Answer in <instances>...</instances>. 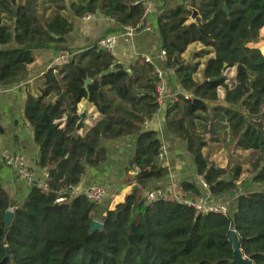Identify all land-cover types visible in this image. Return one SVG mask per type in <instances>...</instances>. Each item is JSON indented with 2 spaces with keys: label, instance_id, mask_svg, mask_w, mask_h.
I'll list each match as a JSON object with an SVG mask.
<instances>
[{
  "label": "trees",
  "instance_id": "obj_1",
  "mask_svg": "<svg viewBox=\"0 0 264 264\" xmlns=\"http://www.w3.org/2000/svg\"><path fill=\"white\" fill-rule=\"evenodd\" d=\"M158 2L156 29L165 53L164 67L175 73L190 95L178 96L169 104L166 130L186 144L197 175L212 196L235 191L244 174L240 164L230 171L209 164L205 150L217 147L219 151L226 143L256 154L253 181L264 184V53L260 44L264 0H181L174 6ZM145 3L0 0V85L24 73L35 51L64 44V36L73 30V18L101 17L121 31H137L145 21ZM189 9L198 13L195 23H190ZM114 65L112 55L95 44L70 55L60 68L47 71L38 95L28 96L25 117L33 128L38 166L46 178L30 186L19 203L0 186V264H233L226 239L230 229L236 232L242 256L252 264H264V188L240 195L232 217L197 215L162 201L144 202L140 190L166 176L157 166L161 147L157 134L143 128L160 109L156 88L161 80L141 58L129 73L106 74ZM228 71L233 72L229 80ZM87 79L91 84L85 87ZM62 94L69 111L59 100ZM82 100L99 115L87 129L77 115ZM221 101L226 107L214 106L208 112L206 103ZM209 114L210 118L201 116ZM80 131L85 133L79 135ZM131 136H136V143L129 171L137 168L139 173L128 182L139 190L98 218L96 204L83 195L70 197L69 192L80 183L86 166L95 169L105 163L106 151L100 142ZM60 192L64 195L59 196ZM182 192L202 200L192 184H183ZM58 197L65 201L55 204ZM8 212L12 214L9 224ZM94 221L102 225L101 230L90 229Z\"/></svg>",
  "mask_w": 264,
  "mask_h": 264
},
{
  "label": "crops",
  "instance_id": "obj_2",
  "mask_svg": "<svg viewBox=\"0 0 264 264\" xmlns=\"http://www.w3.org/2000/svg\"><path fill=\"white\" fill-rule=\"evenodd\" d=\"M144 1L152 2L156 9L160 6L158 0ZM165 1L171 3V0ZM177 3H181V0H177ZM73 23V30L64 36V44L53 46L52 50L35 51L34 61L24 73L0 85V154L11 153L21 156L33 174L34 181L44 182L45 171L38 170L39 149L34 142V131L25 117L27 98L38 95L47 71L60 68L63 65L60 62L61 56L69 58L70 55L80 53L98 44L106 37L116 36V45L112 55L115 65L121 66V70H129L136 60L144 59L154 67L164 86L162 100L159 104L160 109L143 128L144 131L155 132L161 147L165 150V156L162 161L157 163V166L166 171V176L160 181L149 182L143 190H140L141 197L144 198V195L150 191L162 189L176 196L192 198L190 194L182 192V185L188 183L197 188L202 200L216 204L227 202L229 199L227 195L214 197L208 190L201 187L202 178L197 175L194 159L187 152L186 144L165 128L169 104L175 101L178 96L189 98L190 95L182 89L175 73L165 69L164 62L160 59L156 10L151 12L147 18V23L152 31L137 34L127 42L123 41L119 35L123 30L121 31L118 25L108 19L96 16H91L89 20L73 18ZM9 47L11 48L13 45L5 47V49H9ZM58 48L74 53L57 51ZM232 75L233 72H231ZM220 95L222 100L223 93L220 92ZM220 106L226 107L222 101ZM84 110L85 119L82 123L87 129L92 127L99 115L90 103L82 100L77 106V115L80 116ZM84 133V131H80L79 135ZM135 143L136 136L120 138L111 143L100 142V147L106 151L105 163L95 169L86 166L80 183L69 192L70 197L83 195L84 191L92 186L105 188L108 194L114 198H107L97 205L98 218L103 217L107 211L113 210L117 204L122 203L128 197L127 192L133 186H137L135 183L128 182L129 178L134 177L129 171V162L134 153ZM0 186L12 201L19 203L28 195L31 185H27L17 178L14 172L6 168L0 159ZM138 190L137 186L136 191Z\"/></svg>",
  "mask_w": 264,
  "mask_h": 264
},
{
  "label": "built area",
  "instance_id": "obj_3",
  "mask_svg": "<svg viewBox=\"0 0 264 264\" xmlns=\"http://www.w3.org/2000/svg\"><path fill=\"white\" fill-rule=\"evenodd\" d=\"M156 8L152 2H146L145 3V10H144V24L138 28L137 31H133L132 29H123V32L119 35L123 39V41L127 42L132 38L133 36L137 34H141L144 32H151L152 29L150 25L147 23V18L151 14V12H155ZM91 16L84 17L85 20H89ZM116 36H109L101 40L97 45L100 50H103L104 52L113 55L114 54V48L116 45ZM161 61L165 62V53L161 52ZM60 62L63 64H66L68 62V58L66 56L60 57ZM157 73V72H156ZM158 76V74H157ZM159 78V76H158ZM157 91V102L160 104L162 100V94L164 92V86L160 82L159 85H157L156 88ZM165 156V150L163 147H160L159 153L157 155V163L162 161ZM0 159L3 163V165L12 170L17 178L24 181L27 185H31L34 182L33 174L31 171L27 168L26 163L24 159L21 156H18L16 154L11 153H1ZM139 173V170L137 168H133L131 171V174L133 176H136ZM200 185L203 189L208 190V186L205 184L204 180L201 179ZM40 187L43 190H46L45 185H40ZM59 196L64 195V192H60L58 194ZM83 196L86 201L92 204L98 205L103 200L110 198L113 199L114 197L108 194V191L103 187H97L92 186L87 188ZM144 202L146 204H150L152 202L156 201H162L165 203H170L176 206L185 207L187 209H191L195 212L197 215H228L229 213V206L226 203H210L205 200H194L192 198L187 197H180L176 196L170 193L165 192L162 189H157L150 191L144 195ZM65 200L62 197H58L55 199V204H61Z\"/></svg>",
  "mask_w": 264,
  "mask_h": 264
},
{
  "label": "rangeland",
  "instance_id": "obj_4",
  "mask_svg": "<svg viewBox=\"0 0 264 264\" xmlns=\"http://www.w3.org/2000/svg\"><path fill=\"white\" fill-rule=\"evenodd\" d=\"M177 0H171L170 5L174 6ZM184 2V0H182ZM167 2V1H165ZM260 44H261V51L264 53V30L261 32L260 36ZM193 52V51H192ZM190 55V54H189ZM204 63V60L202 61ZM226 76L229 79H231V71L226 72ZM196 80L199 81V77L196 76ZM219 91V95H220ZM189 96V95H188ZM221 97V95H220ZM220 106V102L216 104H210L206 103L205 106L208 109V112L210 109L214 106ZM204 117L210 118L209 115H201ZM208 140V137H206ZM217 147H210L207 150H205V155L207 157V160L210 165L220 168V169H226L227 171H230L235 165L240 164L241 169L244 172V174L241 176L237 183V188L235 191L226 194L228 196V201L225 202L229 206V213L228 215L230 217L233 216V213L236 209V199L239 195H244L251 192H258L261 191L264 188V184L256 183L253 181L254 174H252L253 165L257 161V156L254 153L250 152H242L239 150H236L233 144L226 143L222 149L217 151ZM226 179V178H225ZM235 203V204H234Z\"/></svg>",
  "mask_w": 264,
  "mask_h": 264
},
{
  "label": "water",
  "instance_id": "obj_5",
  "mask_svg": "<svg viewBox=\"0 0 264 264\" xmlns=\"http://www.w3.org/2000/svg\"><path fill=\"white\" fill-rule=\"evenodd\" d=\"M189 11L191 12L190 23H195L196 18L198 16V13L195 10H193V9H189ZM121 69H122L121 66L115 65L114 67L110 68L106 72V74L111 73L112 71H117V70H121ZM127 72L129 73V70H127ZM223 78H224V75H222L219 79H223ZM90 84H91V81L89 79H87L85 81V87H87ZM59 100H61V101H63L65 103L66 108L69 111V105H68V102H67L64 94H62L59 97ZM79 119H80V123H82L84 121V119H85V110L79 116ZM129 166H132V162L131 161L129 162ZM38 170H41V168L38 167ZM34 184H36L35 181L31 184V186L34 185ZM136 189H137V186H133L127 192V196L133 194L136 191ZM11 217H12V214L8 212L6 214V218H5V221H6L7 224L10 223ZM90 229L92 231L93 230H101L102 229V225L99 222L94 221V222L91 223ZM226 239H227V242L231 245V248H232V252H233V261H232V263L233 264H252V262L249 259L244 258L242 256V253H241V250H240L239 240H238V237L236 235V232L233 229H230V230L227 231Z\"/></svg>",
  "mask_w": 264,
  "mask_h": 264
}]
</instances>
